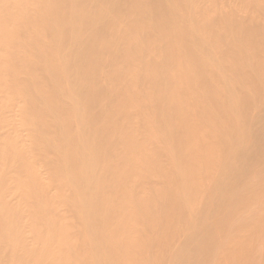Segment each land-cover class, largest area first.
I'll return each instance as SVG.
<instances>
[{
  "label": "bare ground",
  "instance_id": "6f19581e",
  "mask_svg": "<svg viewBox=\"0 0 264 264\" xmlns=\"http://www.w3.org/2000/svg\"><path fill=\"white\" fill-rule=\"evenodd\" d=\"M202 1L0 0V264H264V0Z\"/></svg>",
  "mask_w": 264,
  "mask_h": 264
},
{
  "label": "rangeland",
  "instance_id": "374dc122",
  "mask_svg": "<svg viewBox=\"0 0 264 264\" xmlns=\"http://www.w3.org/2000/svg\"><path fill=\"white\" fill-rule=\"evenodd\" d=\"M219 1H220V2H219ZM225 1H227V0H225ZM225 1H224V2H225ZM230 1H231V0H229V1H227V2L224 3L223 0H215V1H214V0H209L210 3H208V0H207V1L204 0V1H202V2H207L208 4H210L209 6H208V5H205L206 7H209V8H210V6H212V12H211V14L214 12V10L217 11V12L222 11V10H225V11H229L230 13L240 12L239 10H241V12H245V13L248 12V13H250V14L252 15L253 12H252V11L250 12V10H247V8H248V9H251V10H252V9L256 10V9H255V5H254V3H253L254 0H249V1H248V0H239V1H235V2L232 3V4H235V5H233V6H236V5H237L236 8H233L232 4H230V6H229V3H228V2H230ZM246 1H248V3H249V2H250V3L252 2L253 5H252V3H251V6H252L253 8H250V7H251V6H249L250 3L247 4ZM242 2H243V3H242ZM244 2H245V4H244ZM207 3H205V4H207ZM223 3H224V5H223ZM236 3H237V4H236ZM200 5H201V4H200ZM203 5H204V4H202L201 9H202ZM205 6H204L203 9H205ZM241 6H244V7H243V8H244L243 10H242V7H241ZM230 7H231V8H230ZM237 7H240V8H238V10H237ZM213 8H214V9H213ZM217 9H218V10H217ZM220 9H221V10H220ZM229 9H231V10H229ZM235 9H236V10H235ZM245 10H246L247 12H246ZM241 12H240V14H241ZM254 12H255V11H254ZM260 13H261V12H260ZM243 14H244V13H242L241 16H243ZM250 14L248 15V19H249V21L252 20L251 17H252L255 13H254L252 16H251ZM261 15H262V16H261ZM250 16H251V17H250ZM259 17H261V18L263 19V18H264V14L261 13ZM259 17H257V20H258ZM250 19H251V20H250ZM259 21H260V20H259ZM259 21H258V22H259ZM263 21H264V19H263ZM263 21H261V22H263ZM246 22L249 23L248 20H247ZM259 23H260V22H259ZM197 118H198V117H197ZM217 225H218V224H216V226H217ZM228 228H229V227L219 230V231H220V234L222 235L223 238H224V235L227 233L226 231H228ZM247 230H248V231L245 230L244 232H241V233H239V234H242V236L245 235L247 232L250 231V228L247 229ZM244 237H245V236H244ZM244 237H243V238H244ZM239 238L241 239V237H239ZM224 253L226 254V252H224ZM227 254H228V253H227ZM227 256H228V255H227ZM226 259H227V258H226ZM224 264H225V263H224Z\"/></svg>",
  "mask_w": 264,
  "mask_h": 264
}]
</instances>
